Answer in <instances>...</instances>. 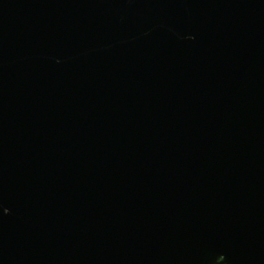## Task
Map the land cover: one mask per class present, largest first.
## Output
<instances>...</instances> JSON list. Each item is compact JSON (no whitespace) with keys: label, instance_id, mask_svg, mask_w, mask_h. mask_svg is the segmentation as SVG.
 I'll list each match as a JSON object with an SVG mask.
<instances>
[{"label":"water","instance_id":"water-1","mask_svg":"<svg viewBox=\"0 0 264 264\" xmlns=\"http://www.w3.org/2000/svg\"><path fill=\"white\" fill-rule=\"evenodd\" d=\"M0 264H264V0H0Z\"/></svg>","mask_w":264,"mask_h":264}]
</instances>
